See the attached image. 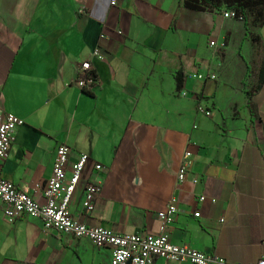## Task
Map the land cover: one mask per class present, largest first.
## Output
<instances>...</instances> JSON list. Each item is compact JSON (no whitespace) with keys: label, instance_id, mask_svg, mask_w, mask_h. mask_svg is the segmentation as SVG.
I'll return each instance as SVG.
<instances>
[{"label":"crops","instance_id":"obj_1","mask_svg":"<svg viewBox=\"0 0 264 264\" xmlns=\"http://www.w3.org/2000/svg\"><path fill=\"white\" fill-rule=\"evenodd\" d=\"M95 47L101 61L91 59ZM86 61L98 81L89 91L75 84ZM261 63L264 26L180 0H0V112L23 121L0 179L43 204L65 144L68 164L89 158L83 178L91 163L105 167L93 212L84 214L78 188L74 218L117 234L156 233L158 213L175 198L172 244L256 264L264 258V84L249 97L245 78ZM208 74L215 79L195 77ZM186 151L192 163L179 183ZM0 264H110V253L28 216L9 224L0 204Z\"/></svg>","mask_w":264,"mask_h":264},{"label":"built area","instance_id":"obj_2","mask_svg":"<svg viewBox=\"0 0 264 264\" xmlns=\"http://www.w3.org/2000/svg\"><path fill=\"white\" fill-rule=\"evenodd\" d=\"M222 15L224 18L242 21V18H235V14L230 11L223 12ZM102 37L103 35L100 38ZM210 46H215V43L210 42ZM91 59L96 61L103 59L98 47L91 52ZM90 72L89 61L78 66L75 84L80 90L89 91L97 87V78H93ZM195 77L198 80L215 79L213 74ZM198 111L206 116L209 115L201 107ZM22 125L23 121L13 114H1L0 112V166L8 158L15 140L16 129ZM69 154L70 149L67 145L61 144L57 147L51 177L41 190L43 204H40L28 192L16 188L13 183L0 179V204L3 205V215L9 224H13L24 216L38 219L42 222L44 231H55L77 240L86 239L96 248L107 249L110 253V264H127L128 262L130 264H151L154 259L190 264H241L231 263L187 246L172 244L169 238V228L177 213L175 198L170 199L165 210L158 213L159 226L156 233L117 234L100 226L87 225L74 218L69 211V206L78 188H80V205L84 214L89 215L93 212L101 193V174L105 171V167L93 162L90 164L89 173L83 178L89 158L81 154L75 162L68 164ZM191 163V154L186 151L177 172L179 183L185 181ZM196 183L197 180L193 179L192 184ZM204 200V196L198 199L199 202ZM194 217H199V213H194ZM256 264H264V258Z\"/></svg>","mask_w":264,"mask_h":264},{"label":"trees","instance_id":"obj_3","mask_svg":"<svg viewBox=\"0 0 264 264\" xmlns=\"http://www.w3.org/2000/svg\"><path fill=\"white\" fill-rule=\"evenodd\" d=\"M180 2L182 7L195 11L233 12L235 18H242L243 22L257 31L264 26V0H180ZM249 35L255 47V55H257L262 47L260 35L256 31L249 32ZM90 74L93 78H96L93 72H90ZM184 77L182 71L175 74L178 89L182 86ZM248 78H250L252 85L247 95L252 97L264 84V64L261 63L252 72L249 70L245 80ZM245 80L243 81L244 86H246Z\"/></svg>","mask_w":264,"mask_h":264},{"label":"water","instance_id":"obj_4","mask_svg":"<svg viewBox=\"0 0 264 264\" xmlns=\"http://www.w3.org/2000/svg\"><path fill=\"white\" fill-rule=\"evenodd\" d=\"M127 264H130L129 262Z\"/></svg>","mask_w":264,"mask_h":264}]
</instances>
